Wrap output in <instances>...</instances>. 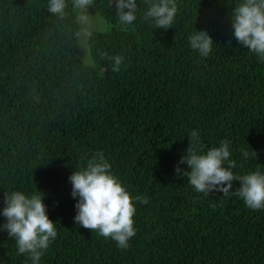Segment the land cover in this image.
Here are the masks:
<instances>
[{
  "label": "trees",
  "instance_id": "obj_1",
  "mask_svg": "<svg viewBox=\"0 0 264 264\" xmlns=\"http://www.w3.org/2000/svg\"><path fill=\"white\" fill-rule=\"evenodd\" d=\"M241 2L176 0L165 30L143 19L149 0L125 26L115 0H93L107 29L91 30L85 62L73 0L63 18L49 0H0V212L5 192L43 193L57 237L40 264H264V209L176 173L197 130L199 154L225 140L235 175L264 174V62L234 37ZM196 30L213 39L207 58L190 47ZM104 53L125 57L120 72ZM99 151L136 208L127 249L74 221L69 177ZM0 264H32L2 228Z\"/></svg>",
  "mask_w": 264,
  "mask_h": 264
},
{
  "label": "clouds",
  "instance_id": "obj_2",
  "mask_svg": "<svg viewBox=\"0 0 264 264\" xmlns=\"http://www.w3.org/2000/svg\"><path fill=\"white\" fill-rule=\"evenodd\" d=\"M93 0H73L74 11L85 13ZM66 0H49V13L63 18ZM116 16L121 26L131 25L136 19L137 0H115ZM178 11L176 0H149L143 19L151 21L155 29L172 28ZM86 18V17H85ZM234 37L237 42L264 62V0H242L230 13ZM192 50L207 58L213 51V39L207 31H195L188 37ZM230 44V42H229ZM111 62V70L118 73L124 62L123 55L104 53ZM189 147L179 164H187L190 171L176 167L177 175L188 178V183L198 193L212 191L230 193L240 197L251 210L264 209V174L260 171L237 176L232 169L236 162L230 159L229 142L222 140L219 147L210 148L206 154H199V133L189 134ZM251 155L257 157L252 150ZM247 158L249 152L243 151ZM228 161V167L224 162ZM239 181L240 187L231 191L232 182ZM71 195L77 199V214L74 221L104 238H111L119 249H127L129 241L136 235L133 217L136 208L133 198L118 178L111 172V164L102 151L96 152L87 161V166L75 170L69 177ZM42 193V192H40ZM147 204V198H135ZM5 207L0 215L6 218L0 228L15 240L18 254H27L32 264H40L41 257L57 237L56 226L47 215L42 195H27L22 191L5 192Z\"/></svg>",
  "mask_w": 264,
  "mask_h": 264
},
{
  "label": "rangeland",
  "instance_id": "obj_3",
  "mask_svg": "<svg viewBox=\"0 0 264 264\" xmlns=\"http://www.w3.org/2000/svg\"><path fill=\"white\" fill-rule=\"evenodd\" d=\"M86 17V18H85ZM79 19L82 25L80 41L82 44V56L85 62L91 61V51L89 46V33L93 29L106 30V20L99 14L97 9L92 5L85 13L79 12Z\"/></svg>",
  "mask_w": 264,
  "mask_h": 264
}]
</instances>
